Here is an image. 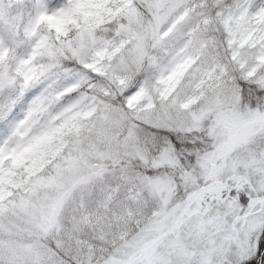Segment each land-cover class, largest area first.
Listing matches in <instances>:
<instances>
[{
	"label": "snow or ice",
	"instance_id": "snow-or-ice-1",
	"mask_svg": "<svg viewBox=\"0 0 264 264\" xmlns=\"http://www.w3.org/2000/svg\"><path fill=\"white\" fill-rule=\"evenodd\" d=\"M0 264H264V0H0Z\"/></svg>",
	"mask_w": 264,
	"mask_h": 264
}]
</instances>
